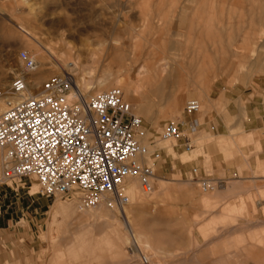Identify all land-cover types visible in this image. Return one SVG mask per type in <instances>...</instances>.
<instances>
[{
  "label": "rangeland",
  "instance_id": "1",
  "mask_svg": "<svg viewBox=\"0 0 264 264\" xmlns=\"http://www.w3.org/2000/svg\"><path fill=\"white\" fill-rule=\"evenodd\" d=\"M51 21L62 22V29H50ZM29 35H37L56 56L41 52L32 73H26L19 60L22 52L31 57L41 49ZM61 53H66V63L79 58L87 79L95 86L104 82L109 90L116 88L115 73L126 75L130 83L137 81L141 65L153 71L160 64L169 67L160 76L161 91L128 97L146 132L140 143L148 149L143 164L156 174L154 193H143L138 182L139 195L128 197L127 208L137 210L131 212V235L116 209L103 207L108 217L115 218L113 224L77 223L75 215L58 213L56 207L69 201L81 205L79 196L49 198L40 187L31 196L29 182L39 186L34 178L8 182L0 187V264H143L134 253L139 248L155 264L154 258L163 259L164 254L140 243L134 220L157 218L175 222L172 230L183 248L176 258L183 264H264V194H239L242 189H264V180L245 178L264 175V166L240 153L243 133L233 131L249 121L247 89L264 82V0H0V85L7 77L0 90L26 74L29 92L35 93L64 73L56 63ZM14 59L18 63H12ZM174 96H180L182 104L171 115ZM199 99L204 108L190 118L196 117L200 125L226 126L229 132L217 140L186 130L195 147L186 153L179 143L165 139L163 130L167 123L186 122V104ZM220 143L233 152L221 155ZM202 157L204 178L194 174V162ZM228 168L231 173L224 171ZM234 174L236 178L230 177ZM200 180L224 184L204 193ZM231 184L240 186L234 188L238 195L216 197L206 206L195 200Z\"/></svg>",
  "mask_w": 264,
  "mask_h": 264
},
{
  "label": "built area",
  "instance_id": "2",
  "mask_svg": "<svg viewBox=\"0 0 264 264\" xmlns=\"http://www.w3.org/2000/svg\"><path fill=\"white\" fill-rule=\"evenodd\" d=\"M20 58L26 73L36 71L38 66L27 53L22 52ZM29 87L27 75L19 74L8 89L0 90V187L34 178L45 197L79 196L87 209L105 204L120 211L130 202L125 187L128 179L139 178L146 194L154 191V170L137 160L148 154L140 143L146 137L142 119L133 113L120 89L87 98L65 73L46 81L36 96L28 94ZM199 112L197 100L186 104L187 116ZM198 127L195 120L170 122L163 137L189 153L194 144L185 131L194 134ZM198 182L204 193L224 184ZM141 261L150 264L142 254Z\"/></svg>",
  "mask_w": 264,
  "mask_h": 264
},
{
  "label": "crops",
  "instance_id": "3",
  "mask_svg": "<svg viewBox=\"0 0 264 264\" xmlns=\"http://www.w3.org/2000/svg\"><path fill=\"white\" fill-rule=\"evenodd\" d=\"M258 84L259 86L257 87H253V88L249 87L247 89L246 96L248 98L247 99L248 103L246 107L248 109L247 111L249 115L248 116L249 121L244 125L242 129L239 128L238 126H235L233 131L243 133L241 135V140H239L240 153L243 156H248V157L252 156V160L254 161L257 160L259 163H262V165L264 166V82L259 81ZM254 95L256 96L253 98L252 96ZM192 120L196 121V117L186 118L185 121L189 122ZM198 125L199 127H198L197 132L201 131L205 136L214 137L217 140H220L219 138L227 136L229 132L226 126L218 127L213 124L212 126H209L207 124H204V125L198 124ZM217 147L221 155L226 154L228 152L229 153L233 152V150H231L229 146L226 147L225 145H222L221 143L218 144ZM227 148L229 149L227 150ZM204 151L207 153L208 148L206 147ZM205 161H206L205 158L202 157L194 162V164L196 165V169H195L196 173L194 174L200 175L202 178L206 177V170L204 169ZM232 170L233 169H230V168L224 169L226 173H231ZM232 176H234L235 178L237 177L236 174L231 175L230 177ZM245 178L255 179V180H264V175L250 177V176H247L246 174ZM238 187H240L238 184H231L226 189H222V192H218L213 195H198L195 198V200L199 201L200 203L206 206L213 199H216V197L217 198L219 197V199L222 198L223 200V199H226V197L228 196L238 195L236 193L237 189H234ZM262 192H264V189H253V190L246 189V191L245 189H242V192L239 194L241 196H250L254 194H257V195L264 194ZM263 207H264V204H263ZM131 212L135 214L137 213V210H131ZM173 224H175V222L169 221V220L163 221V220H159L158 218L156 220L155 219L150 220V221L147 220L145 222L134 220L135 233L137 234L138 236L137 238H139L140 243L146 246L147 248L152 246L156 251H159L162 254H164L163 259L154 258L155 264H183V261H182L183 259L176 258L177 257L176 253L180 251V249L182 248L180 247V245L182 244L178 241V233L172 230V228L175 227V225ZM163 225H166L167 229H161L160 227ZM149 237H151V239H149ZM143 239H145V241ZM122 240L123 239H121V241ZM121 241L118 242L119 246L120 244H122ZM135 243L137 244V242ZM134 253L139 255V257H141L142 250H140L139 248L137 251H134Z\"/></svg>",
  "mask_w": 264,
  "mask_h": 264
},
{
  "label": "bare ground",
  "instance_id": "4",
  "mask_svg": "<svg viewBox=\"0 0 264 264\" xmlns=\"http://www.w3.org/2000/svg\"><path fill=\"white\" fill-rule=\"evenodd\" d=\"M23 1L24 2H27V0H23ZM49 26H50V29H53V30H55L57 32L58 30L60 31V29H62V22H60V21H58V22L51 21L49 23ZM64 28H65V26H64ZM19 29H21V28H19ZM24 32H26V31H24ZM29 36L31 37L32 42H34L36 45L39 46V48H41L40 49L41 51L40 50L37 51L34 56L31 55V57H30V59H32L33 61H35L36 64H38L37 58L41 55V52H45L49 56H51L52 58H56L53 48H51L49 45H46V44L43 45L41 43V41L37 38V35H29ZM64 36H65V32L62 34V38ZM68 49L70 51L72 50V49H70V47H68ZM65 56H66V53H61L60 59L57 60L56 63L62 69V71L65 74H67V75H69V76H71L73 78V81L75 82L77 88H79V90L81 91V93L84 96H86L87 98H92L93 96H96L98 94H101V93H105V92L110 91L109 89H107L108 88V85L103 84L104 82L99 81L98 82V86H95L93 80H88L87 79V77H86V75H87L86 74V69L80 66L79 58H76L73 61H71L69 63H66L65 62ZM41 58H42V55H41ZM18 59H14L12 63H18ZM19 60H21V58ZM21 62L23 64L22 65L23 66V70L25 71L24 62L22 60H21ZM166 66L167 65H165V64L164 65L160 64L157 67V70L155 69L153 71L148 66L141 65L138 68V71H137V74H138L136 76L137 77L136 78L137 81L136 82H130V83L126 79V75L125 76H123V75L117 76L118 73H115L114 74L112 72H110L108 74L111 75V77H112L113 74L116 75L115 76L116 79L114 80V78H113V81H114V83L116 85V88L115 89H120L123 92L124 99L126 100V102L128 101L127 103H129L131 105V107H133V109H135V104L132 101H130L129 98H128L129 97V94L130 93L132 95H135L137 93L138 94H141V93L143 94V91H145V90H148V91L150 90V92L151 91L152 92L153 91L157 92V90L159 89L161 91L162 88H164V85H161L162 83L160 84V81L162 80L160 76H161V74L168 73L167 71H169V69H168L169 67L166 68ZM91 73H94V71L91 70ZM91 76H92V74H91ZM77 77H79V80L77 79ZM6 79H7V77L5 76L1 80V85H2V82L3 83L6 82ZM34 79H35L34 81H37V82L39 80L38 77H36ZM111 81H112V78H111ZM107 82L110 83L109 81H107ZM111 84H113V83H111ZM111 84H109V86ZM1 85H0V87H1ZM40 90H41V87L39 89H37L36 91H34L35 93H33V94H30V92L28 90V94L30 96H36V95L40 94ZM144 97H145V95H144ZM142 98H143V96H142ZM138 101H139V99H138ZM198 102L200 104V112L199 113H201L202 112V109L204 108V102H202V100H200V99H199ZM181 104H182V99L180 98V96H179V98L177 96H174L173 98H171V101H170L169 106L172 109V112L170 114L171 115L177 114L178 111L181 108ZM133 109H132V111H133ZM0 151H1V149H0ZM137 160L140 163H143L145 159L143 157H138ZM2 162H3V152L1 151V164H2ZM138 182H139V184H140V186L142 188L141 181H140L139 178H132V179H128L126 181L125 187H126V194H127L128 197L133 198V197L139 195L140 190H139V187H138ZM29 183H30V186H29L30 187L29 194L31 196H36L38 194V191H39L38 188L40 187V185L38 186L37 184H35L32 181H30ZM152 185H153V188H154V183L153 182H152ZM142 191H143V188H142ZM143 193H144V191H143ZM147 195H150V194H147ZM104 206H106V205L105 204H101L99 206V208H97V209H95V208H89V209H87L82 204L79 205V204H76L73 201H69V202H67L64 205H59L58 207H56L57 208L56 212H58V213H65L67 211L68 213H70V215H72V216L75 215V217H76L75 218V221L77 223L83 222L84 220H90V221H93V222L101 221V222H104V223L105 222H108L110 224H113L114 221H115V218L114 217H108L105 214V212L103 210L104 209L103 208ZM118 211L120 213L121 218L123 219L122 223H123L124 227L126 228V230L131 235H133L134 233H133V230H132L130 208H127V206H125L124 207V210H122V211L118 210Z\"/></svg>",
  "mask_w": 264,
  "mask_h": 264
}]
</instances>
